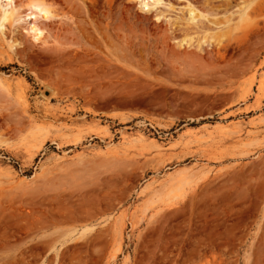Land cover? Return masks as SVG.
Returning <instances> with one entry per match:
<instances>
[{
    "label": "rangeland",
    "instance_id": "rangeland-1",
    "mask_svg": "<svg viewBox=\"0 0 264 264\" xmlns=\"http://www.w3.org/2000/svg\"><path fill=\"white\" fill-rule=\"evenodd\" d=\"M8 64L0 264H264V0H0Z\"/></svg>",
    "mask_w": 264,
    "mask_h": 264
},
{
    "label": "trees",
    "instance_id": "trees-1",
    "mask_svg": "<svg viewBox=\"0 0 264 264\" xmlns=\"http://www.w3.org/2000/svg\"><path fill=\"white\" fill-rule=\"evenodd\" d=\"M10 67H16L17 68L18 66L15 65V64H8L7 66H3L0 69L1 70H4V71H7ZM27 79L29 80V82L33 80L32 76H29ZM215 120H217V116H214L213 118H205V119H202V120H200L199 123L213 122ZM184 123H185V121H180L179 122V125L184 124ZM186 123H189V125H196L194 121H192V122L187 121ZM110 128L111 129H114L116 127L115 126H111ZM37 160H38V157H35V159H34L35 164L37 163ZM32 173H33V169L31 168L29 170H26L23 174L26 175V176H28V177H30L32 175Z\"/></svg>",
    "mask_w": 264,
    "mask_h": 264
},
{
    "label": "bare ground",
    "instance_id": "bare-ground-1",
    "mask_svg": "<svg viewBox=\"0 0 264 264\" xmlns=\"http://www.w3.org/2000/svg\"><path fill=\"white\" fill-rule=\"evenodd\" d=\"M33 6L39 7L41 12L43 13V15H45V16L49 15V10H47L44 6H40V5H33ZM28 28H29V30H31L33 32V36L36 40L41 39L42 28H41V26H39V24L36 23V21L29 22ZM45 90H46L45 94L49 95L50 94L49 88H46Z\"/></svg>",
    "mask_w": 264,
    "mask_h": 264
},
{
    "label": "water",
    "instance_id": "water-1",
    "mask_svg": "<svg viewBox=\"0 0 264 264\" xmlns=\"http://www.w3.org/2000/svg\"><path fill=\"white\" fill-rule=\"evenodd\" d=\"M44 93H46V90H44Z\"/></svg>",
    "mask_w": 264,
    "mask_h": 264
}]
</instances>
